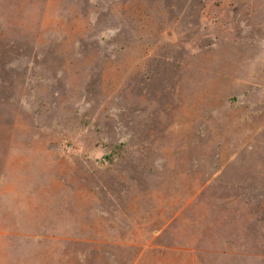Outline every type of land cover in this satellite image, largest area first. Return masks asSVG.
Segmentation results:
<instances>
[{"label":"rangeland","instance_id":"obj_1","mask_svg":"<svg viewBox=\"0 0 264 264\" xmlns=\"http://www.w3.org/2000/svg\"><path fill=\"white\" fill-rule=\"evenodd\" d=\"M0 264H264V0H0Z\"/></svg>","mask_w":264,"mask_h":264}]
</instances>
